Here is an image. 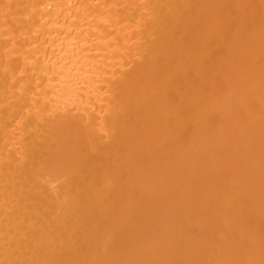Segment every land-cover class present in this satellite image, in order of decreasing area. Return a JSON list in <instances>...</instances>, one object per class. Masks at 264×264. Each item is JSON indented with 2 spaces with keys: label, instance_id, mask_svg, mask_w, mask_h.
<instances>
[{
  "label": "bare ground",
  "instance_id": "6f19581e",
  "mask_svg": "<svg viewBox=\"0 0 264 264\" xmlns=\"http://www.w3.org/2000/svg\"><path fill=\"white\" fill-rule=\"evenodd\" d=\"M0 264H264V0H0Z\"/></svg>",
  "mask_w": 264,
  "mask_h": 264
}]
</instances>
